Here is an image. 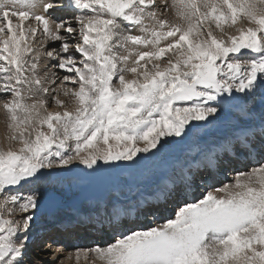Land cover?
<instances>
[{"label": "snow or ice", "instance_id": "snow-or-ice-1", "mask_svg": "<svg viewBox=\"0 0 264 264\" xmlns=\"http://www.w3.org/2000/svg\"><path fill=\"white\" fill-rule=\"evenodd\" d=\"M0 108V264H57L63 251L35 252L51 251L34 239L45 193L25 185L54 194L74 162L132 171L189 140L157 185L177 198L171 216L127 226L119 190L85 201L59 226L116 238L65 259L264 264V0H0ZM131 206L152 211L147 198Z\"/></svg>", "mask_w": 264, "mask_h": 264}, {"label": "rangeland", "instance_id": "rangeland-1", "mask_svg": "<svg viewBox=\"0 0 264 264\" xmlns=\"http://www.w3.org/2000/svg\"><path fill=\"white\" fill-rule=\"evenodd\" d=\"M49 46L58 47V42L55 44L49 42ZM0 110L1 118L3 116L2 114L4 113L2 108H0ZM228 130L229 129L226 124L219 125L213 128L207 136L203 137L202 143L212 144L218 142L223 138V136L228 132ZM192 138H195V133L193 134ZM189 143L190 140L182 142L178 145H171L164 155L158 158L150 159L144 162V164L140 168L132 171H122L119 169L104 170V192L99 197L93 198L91 200H99L107 196L109 193L115 190H119L121 193V202L128 206L130 203L138 201L139 198L141 199L145 198L146 196H149L150 193L158 189L157 185L160 184L161 181L165 179H170V177L174 174L177 163L185 159V153L187 151ZM77 165L80 164L78 162H74L73 168ZM149 173L151 174V178L146 179L145 176ZM232 176L233 173L229 169L225 168L220 173L216 182V186L220 187L223 183L231 182ZM52 180L57 185L58 191L55 194L61 196L63 202V206L61 208H63L64 210H55L52 213L49 212V214H47L48 212L46 213L44 212V210L41 209L39 213V218L37 220V231L39 228H41V232L37 234L39 238L36 240V243H41V240L47 242L48 240H50V242H48L49 245L55 243V245H51V251L47 247H45L43 252H41L39 248H35V252L40 254L41 260H51L53 258V254L55 253V249L62 248L63 251L58 254L57 264H59L60 261H63V264H75L74 258L65 259V257H67L69 253H74L77 248H91L96 244H99L103 247L108 243L114 242L116 238L114 233H110L109 237L111 239L102 240L100 238H102L103 236L98 239V237L86 235L84 233H81L80 231L75 232L70 236H68L67 233L63 232L64 239L54 241L55 237L53 238L52 235L55 236V234H53V232H50L51 229L49 228L57 227L56 223L58 222V217L60 218V216L68 215L71 213L73 207H76L72 206V201L74 197L77 195V193H79L83 188L88 185V182L81 179H79L80 181L77 180V178L72 175V171L59 172L57 176L52 178ZM34 188H40L41 191L45 193V195L47 193H52L49 191L47 183H37L25 185V187L21 189V194L26 195L31 189ZM2 198L3 197L0 196V199ZM187 198L191 199L190 196ZM153 203L154 201L150 202L149 204L151 205ZM176 207L177 198L175 197L171 200L169 199L167 205L161 208L159 211H157L156 209V212L146 214L144 221L137 219L134 223L127 226H132L133 224H140L143 226H154L155 223H163V217L171 216L175 212ZM65 236L66 238H68V240L65 238ZM35 238L36 237H34V239ZM92 258L93 257L90 255L89 260L86 261L83 257H81L82 260H80V264H90ZM95 264H101V262L99 260H96Z\"/></svg>", "mask_w": 264, "mask_h": 264}, {"label": "water", "instance_id": "water-1", "mask_svg": "<svg viewBox=\"0 0 264 264\" xmlns=\"http://www.w3.org/2000/svg\"><path fill=\"white\" fill-rule=\"evenodd\" d=\"M72 174L89 182V185L80 191V193L77 195V199H75L74 202L79 203L81 199L97 197L101 195L104 187L102 172L90 173V170L85 166L79 165L73 169ZM57 201H60V197L58 195L49 193L44 197L42 208L48 211L55 210L59 206Z\"/></svg>", "mask_w": 264, "mask_h": 264}, {"label": "bare ground", "instance_id": "bare-ground-1", "mask_svg": "<svg viewBox=\"0 0 264 264\" xmlns=\"http://www.w3.org/2000/svg\"><path fill=\"white\" fill-rule=\"evenodd\" d=\"M14 21H15V18H14ZM27 26H28V21H25V27L27 28ZM138 34V33H137ZM51 43V42H50ZM1 111V110H0ZM4 113V112H3ZM3 116L0 118V141L2 142L3 141V137H4V132H5V123H4V121H5V116H4V114H2ZM174 176L172 175L171 177H170V179H175V178H173ZM169 178V177H168ZM77 180H79V179H77ZM80 181V180H79ZM104 184H105V181H104ZM161 195H160V192H159V189H156V191H154V192H152V193H150L149 194V196H146L145 198H147V201L148 202H150L151 201V198H156V199H158L159 197H160ZM167 196H169V197H167V198H171V199H173V197L175 198V195L173 194L172 196L171 195H167ZM164 197V196H163ZM75 199H77V196L76 197H74V199H73V204H72V206H80L83 202H85V201H88V200H91V199H93V198H86V199H81V201L78 203H76V202H74L75 201ZM140 199V198H139ZM163 199V198H162ZM162 199H160V203L162 202ZM165 202H166V200L163 202V205L162 206H159L160 208L161 207H165L166 205H165ZM76 203V204H75ZM133 203H130L129 205H128V208H127V210H128V212L129 213H131V215L130 216H128L127 217V221L130 219V217H131V219L132 220H136V219H142V221H144V218H145V213H143V211L142 210H138V209H136V208H133L131 205H132ZM62 206H63V202H62ZM62 206H58L57 207V209H55L56 211H61L63 208H61ZM160 208H159V210H160ZM42 210H44L43 208H42ZM54 210V211H55ZM64 210V209H63ZM137 211H139V215H137ZM154 211H155V209H154ZM44 212H46L47 213V211L46 210H44ZM53 212V211H52ZM52 212H50V213H52ZM47 214H49V212L47 213ZM69 215V214H68ZM65 216H67V215H63V216H60V218L58 217V219H57V229L58 230H62L63 228H61L60 226H59V221L63 218V217H65ZM131 220V221H132ZM55 226V225H54ZM106 227V226H105ZM97 229H99V227H97ZM101 229V228H100ZM64 230V229H63ZM39 231V232H38ZM38 231H37V234H39L40 232H41V228H39L38 229ZM74 231V230H73ZM50 232H53V230L51 229L50 230ZM72 232V230H70V231H65L64 233H68V235L70 234ZM106 235L107 234H105V235H103V237L102 238H100V239H104V237L106 238ZM81 236V235H80ZM67 240H68V238H66ZM106 239H109V237L108 238H106ZM87 240V239H86ZM85 240V241H86ZM48 242H50V240H48ZM66 242V241H65ZM81 242H83V241H81ZM85 243V242H84ZM100 243V242H99ZM65 244H68V243H65ZM51 245H55V243H52ZM84 245V244H83ZM47 250V249H46ZM37 251V250H36ZM52 252H54V251H52ZM93 259V258H92ZM82 260V259H81Z\"/></svg>", "mask_w": 264, "mask_h": 264}]
</instances>
